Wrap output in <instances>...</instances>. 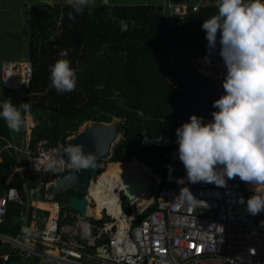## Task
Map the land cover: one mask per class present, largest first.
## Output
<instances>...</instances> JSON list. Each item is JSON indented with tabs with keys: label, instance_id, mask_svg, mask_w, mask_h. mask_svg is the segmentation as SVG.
I'll use <instances>...</instances> for the list:
<instances>
[{
	"label": "trees",
	"instance_id": "1",
	"mask_svg": "<svg viewBox=\"0 0 264 264\" xmlns=\"http://www.w3.org/2000/svg\"><path fill=\"white\" fill-rule=\"evenodd\" d=\"M172 1L183 4L186 0ZM13 3L9 0V4ZM10 6L17 12L15 3ZM165 7L156 3L90 4L77 14L71 4L51 6L39 1L34 4L28 50L33 80L25 91H12L17 99L23 97L22 102L30 103V114L36 124L34 145L49 140L59 151V144L78 133L86 123L110 124L114 118L122 119L123 139L114 149L112 162L153 170L163 178L162 186L178 185L168 180L185 175L177 156L178 144L149 148L142 144V138L144 134L152 138L176 134V129L193 114L212 119L213 102L220 98L218 82L200 73L195 60L208 54L202 24L218 8L216 0H204L197 12L191 6L187 15L171 14L168 18ZM121 21L127 23V31H121ZM52 32L55 35L51 38ZM61 50H67V59L76 70L77 85L72 92L60 93L51 86L50 66L61 59ZM12 93L8 92V98ZM21 93L27 94L26 99ZM5 100L0 97V102ZM0 136L1 152L3 138L11 139V131L3 119ZM1 157L2 179L6 180L14 172L16 159L7 151ZM110 172L107 168L102 174L107 176ZM14 185L21 189L17 181ZM69 198V193H62L57 200L66 204ZM47 204L45 208L50 210ZM21 226L20 208L12 205L0 232L17 235Z\"/></svg>",
	"mask_w": 264,
	"mask_h": 264
},
{
	"label": "built area",
	"instance_id": "2",
	"mask_svg": "<svg viewBox=\"0 0 264 264\" xmlns=\"http://www.w3.org/2000/svg\"><path fill=\"white\" fill-rule=\"evenodd\" d=\"M199 7L194 6L193 12ZM188 12V5L183 4L176 6L172 15L185 16ZM33 74L31 62L5 63L3 86L10 94L25 91ZM22 100L23 97L17 101ZM27 138L30 139L24 153L28 164L18 171L29 174L39 184L38 190L45 192L70 168L68 160L63 149L57 152L48 140L34 145L31 135ZM142 144L149 148L172 147L177 144L176 134L156 138L144 134ZM61 159L65 161L63 165L57 163L54 169H47L49 161ZM58 172L62 175L56 178ZM98 177L84 193V198L92 199L90 208L97 206L91 191ZM168 180L177 183L178 179ZM146 182L147 191L135 199H129L125 189L115 190L122 211L118 214L115 208L116 213H111V207L104 206L101 218L91 214L86 217L69 204H57L56 216L52 211L42 217L36 213L26 215V202L20 190L7 189L0 194V224L12 205L24 209L21 215L30 224L14 237L0 233V240L15 247L16 253L0 257V264L17 260L19 264H29L30 260L39 264H264V212L253 216L246 204L239 203L241 196L247 199L252 195L250 186L239 178L230 180L226 187L187 181L184 185L162 186L163 178L152 170ZM182 187L191 193L194 204L180 197ZM123 197L129 201L126 208L131 213L123 208ZM92 220L103 224L100 227ZM83 223L90 226L87 236L81 227Z\"/></svg>",
	"mask_w": 264,
	"mask_h": 264
},
{
	"label": "clouds",
	"instance_id": "3",
	"mask_svg": "<svg viewBox=\"0 0 264 264\" xmlns=\"http://www.w3.org/2000/svg\"><path fill=\"white\" fill-rule=\"evenodd\" d=\"M68 3L80 14L91 0ZM216 6L218 12L204 20L202 30L208 42L205 60L211 63V54L218 51L223 61L224 93L213 102L211 120L205 122V117L193 114L176 129L177 156L187 174L177 183L226 187L230 180L239 178L252 192L247 199L241 196L239 203L246 204L247 211L256 216L264 212V0H216ZM69 18H73L71 13ZM127 28L121 21V31ZM59 56L61 59L50 66L51 86L60 93L72 92L77 85L76 70L67 59V50H61ZM30 111V103L16 105L10 98L0 102V119L15 132L31 123ZM64 154L72 169L95 168V154H86L83 144L67 145ZM107 161L113 163L112 159ZM64 162L51 160L47 169ZM179 195L195 203L185 187ZM81 227L87 236L90 226L83 223Z\"/></svg>",
	"mask_w": 264,
	"mask_h": 264
},
{
	"label": "rangeland",
	"instance_id": "4",
	"mask_svg": "<svg viewBox=\"0 0 264 264\" xmlns=\"http://www.w3.org/2000/svg\"><path fill=\"white\" fill-rule=\"evenodd\" d=\"M15 3V7H17V12H13L12 8L10 5L14 6L13 4H9V0H1L0 4V97L4 99H8V92L4 89L3 83H2V65L4 62H12V63H18L22 61H28L29 60V43H30V34H31V10L34 7V4H36L37 1L43 2L47 1L44 3H47L51 6H66L70 5L68 3V0H29L30 6L27 8L26 1L28 0H13ZM99 1L103 2V0H91V5L92 6H97L99 5ZM108 0H104L103 3H100L102 5H107ZM112 2L113 0H109ZM119 3L122 5L126 4H144V3H156V4H164L165 7V13L168 18H171L172 11L176 6L179 5H188L190 8L191 6H202L204 3V0H186L185 3L179 4V3H173L172 0H119ZM206 5H208V2H205ZM18 9H21L18 12ZM193 10V9H192ZM29 16H28V15ZM29 18V20L27 19ZM55 35V32H52L50 34L51 38ZM211 63H208L205 58H202L199 62L195 60V65L198 68V71L203 73L207 77H213L214 79L217 80L218 86H219V94L223 95L224 89L222 87V81H223V73L226 71L223 65V61L220 58L219 55H215V53L211 54L210 56ZM15 93H12L13 97ZM22 95V93H21ZM27 97L26 95H22ZM11 98L12 102L16 105H19L20 102H18L17 97L15 96L14 98ZM24 99V100H25ZM32 117L31 123H29L26 127H22L19 132L11 131V141L12 144L16 147H20L22 145V138L24 135V130H27L33 123L35 122V118L33 115L30 114ZM207 122V121H205ZM123 123L122 119H117L114 118L113 122L110 123V125L115 126L119 133L123 135L120 132V125ZM86 125V124H85ZM84 125V126H85ZM84 126L80 129V131L83 130ZM79 131V132H80ZM78 132V133H79ZM77 133V134H78ZM71 136L68 140L75 138L76 135ZM123 137V136H122ZM16 155H19L17 152L15 153ZM109 161L107 162H102L101 165L103 168L106 166L108 167ZM105 168V169H106ZM104 169V170H105ZM149 170V169H148ZM150 171V170H149ZM112 175V174H111ZM25 180H33L32 177L29 176V174L24 173ZM30 181H27L26 184V196H27V204H29L32 201H41L38 202V205L42 204V201H46L47 199L44 198V192L39 191L37 192L34 196L30 195V190L31 189H37L39 187V184L33 183L32 185L29 184ZM69 192L72 193L73 196H81L82 194L79 193L76 190H68ZM100 193V190L95 191V197L98 196ZM70 194V193H69ZM122 203H123V208L125 209L126 212L131 213L132 211L126 208L129 204V201L125 199V197L122 198ZM36 204V205H37ZM47 204V203H46ZM44 205V207L46 206ZM48 209H50L53 212V208L55 207V204H47ZM53 206V207H52ZM41 216V215H40Z\"/></svg>",
	"mask_w": 264,
	"mask_h": 264
},
{
	"label": "water",
	"instance_id": "5",
	"mask_svg": "<svg viewBox=\"0 0 264 264\" xmlns=\"http://www.w3.org/2000/svg\"><path fill=\"white\" fill-rule=\"evenodd\" d=\"M122 137L115 126L106 123L89 122L81 132L72 140H64L61 147L73 144H83L85 153L95 154V168L87 170H75L69 168L62 178L47 190L49 195L56 196L64 190H76L79 193H86L90 188L91 182L100 174L98 164L101 161H107L114 156V148L120 142ZM185 175L186 170H185ZM147 191L146 185L140 191L129 192L128 188L125 193L129 199H135L140 194ZM92 204L91 198H70L69 207L79 211L84 216H89V208Z\"/></svg>",
	"mask_w": 264,
	"mask_h": 264
},
{
	"label": "crops",
	"instance_id": "6",
	"mask_svg": "<svg viewBox=\"0 0 264 264\" xmlns=\"http://www.w3.org/2000/svg\"><path fill=\"white\" fill-rule=\"evenodd\" d=\"M11 2H14L13 0H10ZM16 1V0H15ZM53 1H56V0H53ZM40 2V1H39ZM44 2H47V1H43V3ZM103 2H104V0H103ZM103 2H101V1H99V4L100 3H103ZM30 1L28 0V2L26 1V4H27V8L30 6ZM105 3H107V5H111V6H113V5H122V4H120L119 3V0H113L112 2H110L109 0H108V2L106 1ZM28 15V14H27ZM29 16V15H28ZM28 20H29V18H27ZM215 55H219L218 53H216ZM196 67V66H195ZM201 73V72H200ZM220 93V92H219ZM220 95V94H219ZM221 96V95H220ZM35 118V117H34ZM205 121H209V120H205ZM33 124L36 126V124H35V122L33 121V123H32V125L29 127V128H27V130H24V135H23V138H22V145L20 146V147H16V146H14L13 144H12V141H11V139H5V138H3L4 139V141H5V144L3 145V147H2V149H1V152H0V164L1 163H3V159H2V157H1V153L2 152H4V151H7V152H9V154L10 155H12V156H14L15 157V159H16V166L14 167V172L12 173V175L9 177V178H7L6 180H3L2 179V171H1V169H0V194L1 193H3V192H5L7 189H9V188H11V187H15V188H17V189H19L17 186H15L14 185V183L17 181V183L19 184V186L21 187V189H22V191L23 192H21V189H19L20 190V192H21V194H22V196H23V198L25 199V202H26V209H25V211H26V215H30V214H32V213H36L38 216H40V217H42L43 215H48V212L47 211H51V210H47L45 207H44V205L46 204V203H50V204H55V206L57 205V204H61V205H68L69 203H70V198H72V197H82V198H84V194L83 193H81L82 195L81 196H73L72 195V193L71 192H69L68 191V189L67 190H64V191H62V192H60V193H58L56 196H52V195H49L48 194V192H47V190L44 192V198H46L47 200L45 201H42V204L41 205H38L37 203L38 202H41V201H32L30 204H29V206H28V204H27V196H26V182L27 181H30L29 182V184H33L34 182H33V180L31 181V178H30V180H25L23 177H24V173H22V172H19L18 171V169L19 168H21V167H25V166H27V164H28V160L26 159V155H25V153H24V151H25V149H26V144H27V140L28 139H30V138H27L26 139V137L28 136V135H31V138H32V135H33V130H34V128H33ZM86 124H88V123H86ZM84 126V125H83ZM82 126V127H83ZM81 127V128H82ZM80 128V129H81ZM80 131V130H79ZM81 132V131H80ZM77 134V133H76ZM120 134V133H119ZM120 136L122 137L123 135H121L120 134ZM70 138V137H69ZM68 138V139H69ZM0 139H1V136H0ZM68 139H67V141H68ZM73 139V138H72ZM72 139H70V140H72ZM122 139H123V137H122ZM121 139V140H122ZM49 141V140H48ZM31 142H32V139H31ZM9 146H11L12 148H10L9 150L7 149V147H9ZM59 149H63L62 147H61V143L59 144ZM64 151V150H63ZM18 153L19 155H16L15 153ZM57 152H59V151H57ZM138 163V162H137ZM114 164V163H113ZM116 165H118V163H115ZM123 164V163H122ZM141 166H143V167H145L143 164H141V163H139ZM125 165V164H124ZM136 165V164H135ZM102 167V166H101ZM146 168V167H145ZM152 170V169H151ZM113 174H112V173ZM111 172H110V174H112V175H114V171H112L111 170ZM103 173V171L101 172V174ZM103 175V174H102ZM30 176V175H29ZM63 176V175H62ZM107 176H109V175H107ZM31 177V176H30ZM56 177V176H55ZM56 178H58V176L56 177ZM62 178V177H61ZM33 179V178H32ZM176 179V178H175ZM60 180V179H59ZM58 180V181H59ZM3 181H4V185H3ZM57 181V182H58ZM56 182V183H57ZM55 183V184H56ZM54 185V184H53ZM99 190V189H98ZM105 190H106V187H105ZM37 192H39V190H38V188L37 189H31L30 190V195L31 196H34ZM62 193H70V198H69V201L66 203V204H63V203H60L58 200H57V198H58V196L60 195V194H62ZM46 195H48V197H46ZM37 204V205H36ZM17 206V205H16ZM19 207V206H18ZM20 208V216H21V228H20V231H19V233L21 232V230L23 229V228H26L30 223L29 222H24V219H23V217H22V215H21V213L24 211V209L22 208V207H19ZM48 208V207H47ZM57 209V206H56V208H55V210ZM43 210V211H42ZM56 212V211H55ZM93 222H97V221H94V220H92ZM4 223V222H3ZM2 223V224H3ZM41 224L42 225H44L42 222H41ZM1 225V224H0ZM99 225V224H98ZM100 227H101V225H99ZM1 233V232H0ZM18 233V234H19ZM1 234H3V233H1ZM17 234V235H18ZM6 235V234H5ZM17 235H10V237H14V236H17ZM1 241V240H0ZM2 242V246L0 247V257H3V256H7V255H9V256H11V254H16L15 253V251H13V248H15V247H13L12 248V246L10 245V244H6V243H4L3 241H1ZM19 260H17L15 263H12V264H19V262H18ZM20 262H21V260H20ZM29 264H39L36 260L35 261H33V260H30V262H29Z\"/></svg>",
	"mask_w": 264,
	"mask_h": 264
},
{
	"label": "bare ground",
	"instance_id": "7",
	"mask_svg": "<svg viewBox=\"0 0 264 264\" xmlns=\"http://www.w3.org/2000/svg\"><path fill=\"white\" fill-rule=\"evenodd\" d=\"M107 168H110L112 171H114V175L106 173L109 174V176L103 174V177V175L100 174L98 180L92 183L91 193L94 199L96 200L95 203L97 204L96 207L89 208L88 212L92 216L101 217V210L104 206L111 207V213H116L115 208H118L117 212L119 214L122 211L121 207L117 203V198L119 194L114 191H121L123 189L126 190L128 188L130 193H136L140 191L141 188H144L146 184L148 185L146 181L148 180V176L152 174V171L144 169L135 164L116 165L115 163H111L108 165ZM102 187H106V190L102 189ZM98 189H101L102 191H100L98 196L95 197V191ZM56 206L53 208V213L55 216L57 215L58 210V206L55 210ZM124 224L125 223L122 222L123 226Z\"/></svg>",
	"mask_w": 264,
	"mask_h": 264
},
{
	"label": "flooded vegetation",
	"instance_id": "8",
	"mask_svg": "<svg viewBox=\"0 0 264 264\" xmlns=\"http://www.w3.org/2000/svg\"><path fill=\"white\" fill-rule=\"evenodd\" d=\"M65 155V154H64ZM66 158V157H65ZM67 159V158H66ZM66 173V172H65ZM62 175V172H58L57 174H55V176L57 177H59V176H61ZM48 190V189H47ZM46 191V190H45Z\"/></svg>",
	"mask_w": 264,
	"mask_h": 264
}]
</instances>
